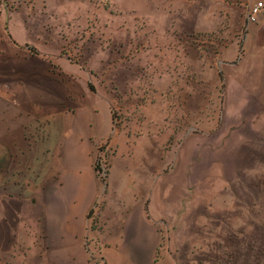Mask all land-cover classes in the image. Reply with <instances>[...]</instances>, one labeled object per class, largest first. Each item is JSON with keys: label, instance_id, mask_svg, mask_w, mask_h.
<instances>
[{"label": "rangeland", "instance_id": "1", "mask_svg": "<svg viewBox=\"0 0 264 264\" xmlns=\"http://www.w3.org/2000/svg\"><path fill=\"white\" fill-rule=\"evenodd\" d=\"M258 2L0 0V13L25 21L33 42L61 58L14 72L12 94L22 101L10 108L12 137L0 145V250L25 249L41 234L42 191L58 180L65 131L55 111L84 93L108 94L111 137L150 127L172 168L204 192H190L197 209L163 245L181 264H264V19L247 21ZM4 73L1 60L0 82ZM94 153L103 185L112 150Z\"/></svg>", "mask_w": 264, "mask_h": 264}, {"label": "crops", "instance_id": "2", "mask_svg": "<svg viewBox=\"0 0 264 264\" xmlns=\"http://www.w3.org/2000/svg\"><path fill=\"white\" fill-rule=\"evenodd\" d=\"M30 33L25 21L0 13V63L5 66L0 115L9 113L4 121L0 118V145L12 137L10 108L22 101L11 86L18 63L38 64L49 58L53 65L61 60L45 42H33ZM83 97L79 104L55 111L65 131L58 180L42 191L41 234L29 238L25 249L0 250V258H5L4 264H181L178 253L163 245L164 235L186 224L185 216L197 209L191 199L204 192L189 186L187 171L172 168V154L150 127L140 137L130 132L111 137V96ZM104 144L112 156L102 185L93 163L94 151ZM203 219L197 214L195 225Z\"/></svg>", "mask_w": 264, "mask_h": 264}, {"label": "built area", "instance_id": "3", "mask_svg": "<svg viewBox=\"0 0 264 264\" xmlns=\"http://www.w3.org/2000/svg\"><path fill=\"white\" fill-rule=\"evenodd\" d=\"M260 18L264 19V6L261 2L254 3L248 9L247 21L254 23Z\"/></svg>", "mask_w": 264, "mask_h": 264}, {"label": "trees", "instance_id": "4", "mask_svg": "<svg viewBox=\"0 0 264 264\" xmlns=\"http://www.w3.org/2000/svg\"><path fill=\"white\" fill-rule=\"evenodd\" d=\"M98 161H100V160H98ZM94 169L96 172H98V170H100L98 164L94 167Z\"/></svg>", "mask_w": 264, "mask_h": 264}]
</instances>
